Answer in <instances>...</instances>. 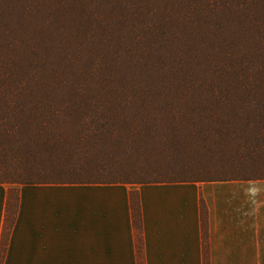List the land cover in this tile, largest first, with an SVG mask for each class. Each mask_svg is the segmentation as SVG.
Instances as JSON below:
<instances>
[{"label":"trees","instance_id":"trees-1","mask_svg":"<svg viewBox=\"0 0 264 264\" xmlns=\"http://www.w3.org/2000/svg\"><path fill=\"white\" fill-rule=\"evenodd\" d=\"M262 168L264 0H0V184L14 187L0 264L22 185ZM202 215L207 250L204 201Z\"/></svg>","mask_w":264,"mask_h":264},{"label":"crops","instance_id":"crops-1","mask_svg":"<svg viewBox=\"0 0 264 264\" xmlns=\"http://www.w3.org/2000/svg\"><path fill=\"white\" fill-rule=\"evenodd\" d=\"M13 188L0 184V252ZM19 190L2 264H264V179L34 184Z\"/></svg>","mask_w":264,"mask_h":264},{"label":"rangeland","instance_id":"rangeland-1","mask_svg":"<svg viewBox=\"0 0 264 264\" xmlns=\"http://www.w3.org/2000/svg\"><path fill=\"white\" fill-rule=\"evenodd\" d=\"M208 174L209 173L203 174L201 177L208 178L209 177ZM246 175H252V176L262 175V176H264V168L258 169V170H255V171L246 172Z\"/></svg>","mask_w":264,"mask_h":264}]
</instances>
